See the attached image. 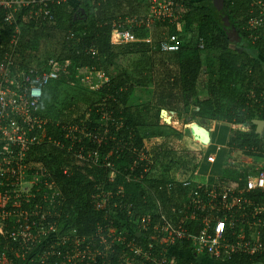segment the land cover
I'll return each instance as SVG.
<instances>
[{"label": "trees", "instance_id": "16d2710c", "mask_svg": "<svg viewBox=\"0 0 264 264\" xmlns=\"http://www.w3.org/2000/svg\"><path fill=\"white\" fill-rule=\"evenodd\" d=\"M175 1L181 4L175 22L157 17L152 19L148 29L135 25L125 27L139 39L149 37L151 44H111L114 21L145 16H140V0H68L50 6L51 21L44 19L41 13L29 16L28 10H23L14 14L15 19L10 24L4 21L8 10L0 7V67L9 73L4 86L13 93H23L29 86L24 81L26 76L34 78V71L36 75L48 71L52 67L50 61L60 67L58 78L42 88L33 117L45 122L26 131L27 139L34 137L35 142L22 159L24 174L35 171L30 167L32 163H42L37 171L41 174L50 170L52 184L45 187L40 183L33 188L34 198L27 205L23 202L27 198L18 197L20 210L21 207L31 210L35 203L41 204L39 213L45 216L43 221L58 224L52 238L45 236L38 243L41 252L51 251L50 244L56 243L55 237L61 241L73 234L69 242L56 247L55 255L48 259L49 264H71L64 259V254L71 252L67 243L73 245L75 239H92L100 228H114L124 241L122 245L112 246L111 264L118 262L129 242L145 249L150 246L155 255L165 252L169 262L174 264H249L247 258L239 255L223 261L197 255L188 241L180 246H160L159 237L154 238L157 234L153 236L151 229L158 221L157 211L149 214L152 217L149 229L143 230L134 223L139 210L143 214L160 206L170 223L177 224L191 193V189L183 188L181 183L191 175L176 180L172 172L177 171L180 159L192 164L200 157L198 152L185 151L183 156H176L171 149L148 146L149 135H163L155 131L161 111L180 112L194 106L197 108L193 111L194 117L240 125V130L225 145L250 159L264 158V133L256 134L253 124V121H264V37L253 41L247 28L248 21L256 17L258 11L250 8L248 0H223L220 12L207 5V0ZM148 8L146 0V10ZM29 10L36 13L37 7L31 6ZM16 26H20L21 33L14 46L11 41ZM234 27L240 37L237 45L241 51L230 48L228 34ZM192 29L196 33H192ZM189 34L190 39L193 34L197 36L193 46L187 40ZM163 43L176 45L177 50H162ZM205 50L216 54L203 60L201 53ZM131 55H139L135 74L143 67L154 69L157 77L153 74V77L135 78L126 69L119 70L118 59ZM111 68L118 72L113 74ZM76 69L101 71L100 87L91 89L77 84ZM2 74L0 72V82L4 79ZM60 87H68V93L72 92L69 100L62 103L63 108L56 111L55 105L50 106L48 102H57ZM141 95H147L149 103L141 102ZM14 120L22 124L20 118L14 117ZM3 146L0 141V163ZM10 150L12 156L8 159L17 161L20 150L17 146ZM94 162L100 167L99 171L90 168ZM156 165L161 168L160 176L155 181L147 180L151 166ZM110 173L115 176L108 181ZM141 173L144 177L138 182L135 177ZM6 177L0 176V193L13 189L11 180ZM86 178L90 181L83 184L81 179ZM145 181L150 183L151 191L143 187ZM222 181L235 185L229 183L231 180ZM75 188L87 197L73 198ZM44 191L54 195L52 205L41 202ZM97 193L106 198L103 208L99 205L100 197L95 196ZM9 209L7 206V211ZM6 225L16 224L10 217ZM185 227L190 225L187 223ZM200 230L196 222L192 232L197 234ZM6 245L14 244H8L0 235V251ZM25 251L28 256L29 252ZM60 251L59 257L57 252ZM102 260L99 256H86L72 264H102Z\"/></svg>", "mask_w": 264, "mask_h": 264}, {"label": "built area", "instance_id": "2783aa9c", "mask_svg": "<svg viewBox=\"0 0 264 264\" xmlns=\"http://www.w3.org/2000/svg\"><path fill=\"white\" fill-rule=\"evenodd\" d=\"M67 1L0 0V7L8 10L4 17V21L8 24L15 19V13L23 10H28L29 16H36L41 13L44 19L47 18L51 21L52 9L50 6ZM248 2L250 8L258 11V15L251 18L247 24L249 38L256 41L260 37H264L261 34L264 31V0H248ZM148 3L149 14L143 17L119 18L112 23L111 44L121 45L140 42L151 44L149 37L139 39L132 32L126 30L125 27L135 25L148 29L152 19L157 17H161L164 20L167 19L171 23L177 20V11L181 5L179 1L148 0ZM31 6L37 7L36 13L29 10ZM20 33V26H16L11 41L12 45L15 46L18 43ZM161 49L176 51L177 46L163 43L161 44ZM9 60L10 57H8ZM49 65L52 66L51 69L44 71L41 75H36V72L34 71L33 73V70H31L34 78L25 77L24 81L29 83V86L25 88L23 93L19 94L11 92L8 87L4 86L5 82H8L9 73L3 66L0 67V72L3 73L2 75L5 79V81L3 79V82H0V141L4 143V155L1 159L2 163H0V176L4 177V175H7L6 178L11 180L10 186L13 189H16L18 182L25 175L22 159L25 157L29 146L35 142L34 137L27 139L26 131L30 132L33 127H40L45 122L36 116L33 117V113L37 110L38 103L42 97V88L50 81L58 78L60 67L53 65L52 61L49 62ZM14 117L20 118L22 124H18ZM4 122H6V125H4ZM12 146H17L20 150L17 155L19 157L17 161L8 159V157L12 156L10 150ZM2 165H6V167L4 168ZM143 177L144 174L141 173L138 177H135V180L139 182ZM232 182L235 185H229L221 179L206 178L201 180L197 175H193L190 179L182 182L181 186L190 188L191 193L186 201L180 221L173 225L162 214L160 206L157 208L158 221L151 229L157 235L159 233L164 236L159 240V245L170 247L177 244L180 246L184 241H188L192 245L191 247L195 254L206 255L214 261H223L233 255H239L247 258L249 264H264V170L249 171L229 183ZM45 186L49 187L50 185L46 184ZM171 186L172 184H169V187ZM158 189L161 190V188ZM17 192L22 193L18 188ZM6 194V191L0 193V235L8 244L14 245H6L2 248L0 251V264H49L48 259L55 255V243L50 244V252L45 250L41 252L40 244L38 243L45 236L51 235L50 237L52 238L57 232L58 224L55 225L53 221L47 223L43 221L45 216H40L39 213L42 208L41 204L35 203L36 206L31 210L23 209L22 207L20 210V203L18 202L20 195L15 196V198L11 197L9 200ZM32 198H34V195H30L28 199L23 201L25 205L30 203ZM53 201L54 195L44 191L41 202L52 205ZM7 206L11 208L8 211ZM174 210V208H171L172 212ZM10 217L14 219L15 226L8 227L6 225ZM196 222H199L201 227L197 234L192 232ZM187 223L190 227H185ZM135 224L139 225L138 223ZM151 224L152 217L147 215L142 219L143 228H141L147 230ZM65 244L66 242H63L62 245ZM70 247L71 252L64 254L66 262L71 264L72 261L81 262L85 258L81 254V250H78L77 247L73 248L72 244H70ZM38 248L40 250H37ZM141 249L144 250V257L148 264H174L169 262L165 252L155 255L153 254L155 251L150 246L145 249L136 247L131 242L126 243L125 250L131 253L132 259H123V264H132L134 259L141 254ZM24 250L29 252L28 256H25L26 251L24 252ZM32 251H35V253H31ZM93 253H96V255ZM93 253L91 254L93 257H100L101 255L100 250H96ZM57 255L60 257L61 251L57 252ZM122 257H125L124 252Z\"/></svg>", "mask_w": 264, "mask_h": 264}, {"label": "rangeland", "instance_id": "374dc122", "mask_svg": "<svg viewBox=\"0 0 264 264\" xmlns=\"http://www.w3.org/2000/svg\"><path fill=\"white\" fill-rule=\"evenodd\" d=\"M141 15H147L149 14V8L146 10V0H140ZM114 13V12H113ZM120 12H115V15L118 16ZM223 19V17H222ZM179 28L182 30V25L179 26ZM235 29V30H234ZM234 29L231 31V33L228 34L230 38V48L234 51H241V47L237 45L240 37L238 35L237 29L234 27ZM241 31V28L239 29ZM194 29H192V33H196ZM261 34L264 36V31L261 32ZM191 34L186 35L187 40H189V43L191 46L194 45V40L197 37L196 34H193L192 38L190 39ZM216 53L214 51L208 52V50H205L201 53V57L203 60L206 59L207 56L212 57ZM138 56H123L120 59H118V67H120L119 70L126 69L129 73L133 75L135 78H142L144 76H149L153 74L155 78L157 77V72H155L154 69H146L141 68V71L138 72L139 74H135L136 67L138 66ZM111 72L113 74H116L118 71L111 68ZM160 75V74H159ZM75 80L77 84H80L81 86H86L88 88H98L100 87L101 81L103 82V74L101 71H94V72H88L87 70H75ZM68 87H60L57 88V94L59 97H57L54 101H49L50 106L55 105V110H59L63 108V104L65 100H69L71 97L70 93L72 91H69L68 93ZM148 101L149 103V97L147 95H141V102L146 103ZM56 103V104H55ZM143 103V104H144ZM58 106V108H57ZM197 108L194 106H190L188 110H181L180 112H168V111H161L159 115V122L158 126L155 128L156 132H162L163 135L160 137H153L154 135H149V147H155V148H164V149H171L175 154L183 156L182 152L189 151L192 153H200V157H197L196 163H188L187 161H182L180 159V163L177 166V171H173L172 173L173 178L176 180L179 178L187 177L191 175H197L199 179L205 180L206 178L209 179H221L226 181H232L235 179H238L243 174L248 173L249 171L254 170H263L264 169V158L258 157L254 159H250L246 156H244L240 151L232 150L229 147L225 145V141L227 143L228 139H230L236 131L240 130V125H232L230 123L224 122V121H208L204 119H200L197 117H194L193 111H196ZM49 115V114H48ZM48 119V118H46ZM166 119H170L171 124L167 123ZM191 124H198L200 126H203L209 133L212 135V142L210 143H200L197 141H194V139L191 136L190 132V125ZM175 125V126H174ZM15 129V128H14ZM151 130V129H150ZM148 129L147 131L150 132ZM13 131V129H11ZM154 132V130H153ZM148 133V132H147ZM262 133H264V126L262 128ZM147 135V134H146ZM183 150V151H182ZM184 160V159H183ZM185 163L186 165H184ZM97 163L92 164V168L94 172L96 170L99 171L100 167L96 166ZM152 165V164H151ZM32 169H35V171H31L30 173H26L23 176V179L20 180V182H15L17 184L16 189H13L12 191H6L7 196L10 198H15V196L23 195V198H29L30 195L33 196L34 194H31L33 188H37L38 184L42 183L43 185H46L50 183L52 180V172L50 170H47L45 173H39L37 170L42 167V163H32L30 166ZM153 167V168H152ZM183 168V170L181 169ZM152 169L149 171V173L146 175L147 180H156L161 173V168L156 166H151ZM28 169V168H27ZM114 174L110 173L108 175V181L112 180L114 178ZM89 178V177H88ZM81 179L83 181V184L88 183L90 179ZM54 180V179H53ZM80 181V182H81ZM52 184V183H50ZM49 184V185H50ZM55 186V185H54ZM46 187V186H45ZM143 187L147 188L149 191L153 189L149 182L145 181L143 182ZM17 188L20 192H17ZM12 193V195H11ZM72 197L75 199L78 198H85L87 195L85 193H82V191H77L76 188L72 190ZM97 198L100 197V194L97 193ZM99 205L100 208H103L106 205V198L104 195L100 197ZM115 206V205H112ZM156 206V202H155ZM148 213H143L142 210H139L136 216L134 223H138L140 227H142V219L147 215H153L156 214V209L154 210H148ZM137 212V211H136ZM129 217L131 220H133V213L130 212ZM157 224V222H156ZM143 228V227H142ZM153 236L156 232L152 231ZM159 237L161 239L164 236H161L159 233L158 235H155L154 238ZM73 237V234L66 236L64 240L58 241V239L55 237V245L56 247L63 244V242H69L70 239ZM75 244H73V248L77 247L78 250H81V254L86 257L89 256L90 258H94L91 254L95 252L96 250H100L101 255L100 258H102V264H111L110 263V256L113 253L112 246L123 244V238L120 234L116 233L114 228H109L107 230H102L101 228L98 230L97 235L92 239H75ZM70 247V244L67 243ZM95 246H97L95 248ZM175 246V245H173ZM95 248V249H94ZM84 252V253H83ZM125 253V257H122V253ZM123 252L120 255V259L116 264H123V259L131 258V253L128 250H123ZM96 255V253H93ZM145 253L144 250L141 249V254L134 259L132 264H146L147 261L145 259ZM148 264V263H147Z\"/></svg>", "mask_w": 264, "mask_h": 264}, {"label": "water", "instance_id": "95a60500", "mask_svg": "<svg viewBox=\"0 0 264 264\" xmlns=\"http://www.w3.org/2000/svg\"><path fill=\"white\" fill-rule=\"evenodd\" d=\"M222 3H223V0H207L206 2V4L211 6L216 12H220ZM253 124L256 126V134H261L262 128L264 126V121H253ZM195 127H197V129L199 128V126L197 125H195ZM205 137L208 139V143H210V135L208 131L207 133H205Z\"/></svg>", "mask_w": 264, "mask_h": 264}, {"label": "bare ground", "instance_id": "6f19581e", "mask_svg": "<svg viewBox=\"0 0 264 264\" xmlns=\"http://www.w3.org/2000/svg\"><path fill=\"white\" fill-rule=\"evenodd\" d=\"M166 120H167V123L171 124L170 119H166ZM195 125L199 126V128L197 129V127H195ZM190 132H191V136L194 139V141H197V142H200L203 144L208 142V139L205 137V133H207V130L203 126H200L198 124H191L190 125Z\"/></svg>", "mask_w": 264, "mask_h": 264}, {"label": "crops", "instance_id": "0c3cea01", "mask_svg": "<svg viewBox=\"0 0 264 264\" xmlns=\"http://www.w3.org/2000/svg\"><path fill=\"white\" fill-rule=\"evenodd\" d=\"M209 135H210V133H209ZM210 142H212V135H210ZM226 142V141H225ZM264 170V169H263ZM261 171V170H260Z\"/></svg>", "mask_w": 264, "mask_h": 264}]
</instances>
